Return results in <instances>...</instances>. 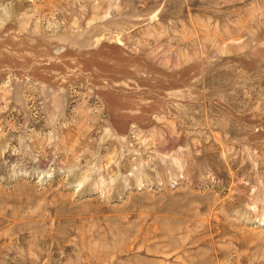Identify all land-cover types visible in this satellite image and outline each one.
I'll return each mask as SVG.
<instances>
[{
	"label": "rangeland",
	"instance_id": "1",
	"mask_svg": "<svg viewBox=\"0 0 264 264\" xmlns=\"http://www.w3.org/2000/svg\"><path fill=\"white\" fill-rule=\"evenodd\" d=\"M0 264H264V0H0Z\"/></svg>",
	"mask_w": 264,
	"mask_h": 264
}]
</instances>
